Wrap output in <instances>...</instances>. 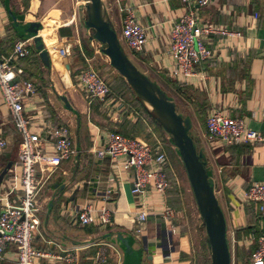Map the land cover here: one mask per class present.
Returning a JSON list of instances; mask_svg holds the SVG:
<instances>
[{
  "label": "crops",
  "instance_id": "obj_1",
  "mask_svg": "<svg viewBox=\"0 0 264 264\" xmlns=\"http://www.w3.org/2000/svg\"><path fill=\"white\" fill-rule=\"evenodd\" d=\"M45 2L48 0H0L1 55L10 56L15 43L26 40L16 31L10 11L18 16L19 24L25 25L32 21L29 16L35 17L32 14H36L41 8L39 5ZM102 2L117 33L122 30L126 15L121 11L123 7L130 9L148 29V42L144 51L136 53L130 50L134 53V60L129 57L142 73L150 78L148 72L152 71L200 94L205 110L199 112L205 119L213 112L221 111L232 118H243L250 129L264 134V0H213L207 7H195L202 22L226 27L240 35L233 39L212 37L208 46L214 58L201 65L198 75L191 80L171 78L173 59L168 53L173 24L188 12V4L182 0ZM56 22L55 18L46 19L45 29L40 33L51 57V70L43 66L35 48L27 60L15 62L17 79H20L18 83L23 85L29 82L36 88V92L29 93L24 101L25 113L32 126L36 131L44 130L45 127H70L80 152V165L75 179L76 158L64 162L40 194V226L33 244L53 256L40 259L37 264H194L193 244L175 223L179 215L176 214L174 219L167 222L161 215L166 206L170 207L169 193L166 200L157 193L151 194V212L147 221L142 223L137 220L141 204L139 197L133 194L132 175L119 182L121 189L116 190L117 194L111 203L106 202V193L114 187L110 181V163L108 160H96L92 149L104 147L110 133L125 135L126 131H131V137L139 140L143 133L138 134V128H133L137 119L129 113L125 98L122 102L117 100L118 94L112 92L108 109L98 101L88 104V98L77 81L78 72L88 61L91 64L100 61L102 65L112 66L101 53V44L94 43L88 30L87 37H81L74 18L55 28ZM64 47L69 49L70 56L61 59L57 53ZM34 53H37L38 60L34 59ZM113 71L111 73L114 76L119 74L114 68ZM61 96L68 99L72 110L65 107ZM178 98L189 110L187 113L190 117L187 118L192 123L190 135L198 153L203 155L207 163L226 218L232 264H248L249 255L254 249L250 237L255 232H264V215L260 205L247 202L245 193L253 183L264 182V146L245 144L227 147L212 141L207 121L200 118L196 109L199 100L188 102L181 96ZM174 103L179 110L178 104ZM153 131L152 128L148 131L153 134L150 143L161 142L170 160L166 172L171 184L175 175L174 162L182 160L171 136L167 137L168 141L165 139V144V140H160ZM0 141L6 144L0 147V173L9 162L13 163L0 188L1 211L5 203H16L21 196V187L16 180L20 174V137L1 91ZM52 146L53 139L48 136L49 151H52ZM89 205L97 210L102 207L111 209L113 223L103 228L98 225L84 227L76 223V212ZM112 232H122L132 238L136 253L133 259L126 258L122 245L116 239L106 237ZM66 256H71L73 260H66ZM17 261L16 249L10 246L0 264H17Z\"/></svg>",
  "mask_w": 264,
  "mask_h": 264
},
{
  "label": "built area",
  "instance_id": "obj_2",
  "mask_svg": "<svg viewBox=\"0 0 264 264\" xmlns=\"http://www.w3.org/2000/svg\"><path fill=\"white\" fill-rule=\"evenodd\" d=\"M182 1L190 8L174 22L171 30L168 53L173 59V67L170 76L174 79L191 80L198 75L201 65L214 58V53L208 46L212 37L233 39L240 33L213 23L202 22L195 7H207L213 0ZM121 11L126 14L123 19L122 39L131 51L142 53L148 42V29L137 20L130 9L123 7ZM33 49L32 39L19 40L10 56L0 54V91L20 137V174L16 176V180L21 187L18 202H7L1 207L0 261L4 259L10 246H14L18 257L17 264H37L40 259L53 256L33 244L40 226L39 197L59 167L64 162L75 159L78 154L74 133L70 127H45L44 130L36 131L25 113L24 101L29 93L36 92V88L29 82L23 85L16 83L18 74L15 62L30 57ZM57 55L61 59L68 58L70 51L64 47L58 50ZM87 64V68L77 75L80 89L87 96L89 105L98 101L108 109L112 101L111 89L93 65L89 61ZM117 100L122 102L123 99ZM207 130L210 139L223 146H264L263 133L250 129L243 118H232L221 111H215L208 116ZM48 136L53 139L52 151L47 148ZM5 145L0 141V147ZM92 153L96 160H108L110 163V181L114 187L106 193L107 203H111L117 194L116 190L121 189L119 182L129 175L133 176V194L139 197L141 204L137 216L139 223L147 221L150 215L151 194L157 193L166 200L170 181L166 172L168 159L161 142L150 144L120 133H110L106 145L102 148L94 147ZM245 195L248 203L260 205L264 215V182L253 183ZM112 213L108 207L97 210L89 205L76 212V223L84 227H107L113 223ZM161 215L165 222L176 216L175 211L167 206ZM250 241L257 247L251 253L248 264H264V232L258 236L252 235ZM66 257L68 261L73 260L71 256ZM97 258L100 259L99 256Z\"/></svg>",
  "mask_w": 264,
  "mask_h": 264
},
{
  "label": "water",
  "instance_id": "obj_3",
  "mask_svg": "<svg viewBox=\"0 0 264 264\" xmlns=\"http://www.w3.org/2000/svg\"><path fill=\"white\" fill-rule=\"evenodd\" d=\"M85 1L87 2L85 27L90 34L92 33L90 38L101 44V53L108 57L110 65L127 81L139 99L143 103L147 101L153 107L158 121L165 132L171 136L173 144L178 150L206 228L212 253V264H232L226 218L216 196L207 163L202 161L203 155L198 153L195 142L190 135L192 128L190 118H184L183 115L179 114L172 99L130 60L118 33L107 16L102 0ZM10 17L19 35L25 39L33 40L35 51L38 53L41 63L45 68L51 70V57L44 45V39L40 35L43 24L35 21L33 16H29L32 21L21 25L18 22V16L12 11H10ZM19 81L20 79H17L16 83ZM60 99L66 108L72 110V106L65 96H61ZM77 150L73 180L80 165L78 146ZM12 166L13 163L9 162L0 173V188ZM64 188L65 185L62 186V189ZM56 196L57 194L54 197ZM106 237L114 238L122 245L127 259L135 257L132 238L125 236L122 232H112Z\"/></svg>",
  "mask_w": 264,
  "mask_h": 264
},
{
  "label": "rangeland",
  "instance_id": "obj_4",
  "mask_svg": "<svg viewBox=\"0 0 264 264\" xmlns=\"http://www.w3.org/2000/svg\"><path fill=\"white\" fill-rule=\"evenodd\" d=\"M86 5L87 2L85 0H48L47 3L45 2L42 5H39V7H41L39 11L32 15L35 16V21L43 24V28L44 22L48 18H55L57 20L55 28L56 25L67 23L74 18L76 24L79 26L81 37L85 39V37H87V29L85 27ZM20 18L21 17L19 16V19ZM90 35H92V33ZM118 35L126 54L128 57L134 60L132 58L134 53L130 51L122 39V30L118 31ZM92 65L98 70L99 74H101V76L106 79V81H108V83H113L115 76L109 71L107 66L105 67L104 64L102 65L100 61H95L92 63ZM148 73L150 74V79L160 86L169 98L178 104L179 110L185 115H188L187 111L189 110L186 108V105L181 100H179V95L176 93L174 88L166 82V78L157 75L156 73H152V71ZM125 100L127 103H129V100L127 101L126 98ZM189 109L194 112L192 108L189 107ZM141 114L144 116V113ZM145 119L149 124H151L150 117L145 116ZM147 135H149V132H146V134L143 135L142 139L140 140L150 143L152 140L151 138H147ZM150 135H152V132H150ZM161 135L162 137L160 140H165L167 137L170 138V135L167 134L165 130L164 132L161 131ZM163 142L165 143L166 140ZM177 160V163L174 162V165H176V167H174L175 175H173L174 178H172V188L169 190V195H171L170 207L175 211V214L179 215V217H177L175 220V223L180 226L182 233L186 234L193 244L194 264H212V253L210 246L207 245L209 241L207 243L208 236L206 228L200 216V212L197 207L186 170L184 169V166H182L183 163L181 164L182 161L179 159Z\"/></svg>",
  "mask_w": 264,
  "mask_h": 264
},
{
  "label": "trees",
  "instance_id": "obj_5",
  "mask_svg": "<svg viewBox=\"0 0 264 264\" xmlns=\"http://www.w3.org/2000/svg\"><path fill=\"white\" fill-rule=\"evenodd\" d=\"M59 34L61 35L62 32L61 30L59 31ZM71 36V34H70ZM35 57L34 59L38 60V57H37V53H34L33 54ZM24 60H27V59H24ZM88 64H86L79 72L78 74L83 71L85 68H87ZM104 66L108 67L109 71L110 72H114L113 71V68L110 67L108 64H104ZM97 70V69H96ZM98 72V70H97ZM103 78V77H102ZM104 79V78H103ZM106 81V79H104ZM166 82L174 88V90L176 91V93L183 97L184 100L188 101V102H191L192 99H198L199 100V103H198V108L197 109V112H199V110H205V104L203 103V101H201V95L200 94H197V92H191L190 89H187L186 87H183V85H180L177 81H174L172 79H169V78H166ZM106 83L109 85L110 89H111V94L112 92H114L115 94H118L119 98H122L124 99V97L127 99V101L129 100V103H127L128 105V109H129V113L130 114H133L137 121L136 123L133 125V128L136 127L138 128L139 130V133L138 134H141L143 133V135L146 134V132L148 133V131L153 128V132H155V134H158L159 137L161 138L162 135H161V131L164 132V129L163 127L161 126V124L159 123L156 115L151 112L147 106L139 99V97L137 96V94L134 92V90L131 88V86L127 83V81L119 74H116L114 80H113V83H108V81H106ZM124 96V97H123ZM197 100V102H198ZM126 101V100H125ZM173 101V100H172ZM177 107V106H176ZM177 111L179 114H181L177 108ZM141 113H144V116L141 114ZM200 114L199 112V116L202 120L205 119V117ZM145 116L146 117H150L151 118V124L148 123V121L145 119ZM184 118H187V117H190L189 115L188 116H184ZM208 119V118H207ZM207 119H205L207 121ZM125 135L128 136V137H131V131H126L125 132ZM137 137V135H136ZM140 137V136H139ZM134 138V137H132ZM147 138H153V134L150 135H147ZM155 144V143H154ZM202 161L205 162V159L203 158ZM169 163H170V160L168 159V167H169ZM182 163V162H181ZM172 188V183L170 184V189ZM169 189V190H170ZM169 193V191H168ZM171 206V205H170ZM250 230V228L248 229ZM260 233H256L255 232V235H259ZM207 243H208V240H207ZM209 245V243L207 244ZM253 247L254 249L251 251V253L256 249L257 245L254 243L253 244ZM250 253V255H251ZM249 255V256H250ZM211 264V263H210Z\"/></svg>",
  "mask_w": 264,
  "mask_h": 264
},
{
  "label": "bare ground",
  "instance_id": "obj_6",
  "mask_svg": "<svg viewBox=\"0 0 264 264\" xmlns=\"http://www.w3.org/2000/svg\"><path fill=\"white\" fill-rule=\"evenodd\" d=\"M44 29H45V27L43 28V30H44ZM43 30H42V31H43ZM42 31H41V32H42ZM41 32H40V33H41ZM104 57L109 61L108 57H106V56H104ZM144 103H145V105L148 107V109H149L151 112H153V113L155 114V111H154L153 107H152L147 101H145Z\"/></svg>",
  "mask_w": 264,
  "mask_h": 264
}]
</instances>
